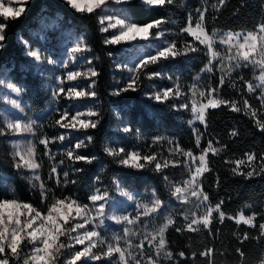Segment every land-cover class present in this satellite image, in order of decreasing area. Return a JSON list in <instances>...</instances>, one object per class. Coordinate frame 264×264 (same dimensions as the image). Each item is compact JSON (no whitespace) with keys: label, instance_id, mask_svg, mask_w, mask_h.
<instances>
[{"label":"trees","instance_id":"trees-1","mask_svg":"<svg viewBox=\"0 0 264 264\" xmlns=\"http://www.w3.org/2000/svg\"><path fill=\"white\" fill-rule=\"evenodd\" d=\"M128 12L138 24L157 22L153 35L162 30L175 44L172 54L130 74L123 60L132 45L107 39L97 9H77L69 0H27L19 15L0 16V92L6 72L23 85L38 120L34 138L42 181L35 185L14 156L0 105V201L16 199L45 213L57 199L86 203L96 191L118 197L120 189L168 203L177 187L192 181L188 155L206 151L199 185L220 215L193 229L177 215L163 234L170 253L164 264H264V101L259 89L250 90L252 69L224 76L206 47L186 32L200 19L210 35L255 32L264 26V0H164L152 6L133 0ZM42 21L59 26L46 41L50 46L58 47L65 30L82 37L95 72V121L71 136L61 135L62 110H54L62 106L34 72L21 41H35L31 34L44 31ZM201 88L222 104L206 110L204 123L192 125L190 97ZM131 152L142 157L139 165L125 161ZM241 213L254 223L237 222ZM58 255L54 264H63L65 250ZM6 256L9 264H26L29 249H6Z\"/></svg>","mask_w":264,"mask_h":264},{"label":"rangeland","instance_id":"rangeland-1","mask_svg":"<svg viewBox=\"0 0 264 264\" xmlns=\"http://www.w3.org/2000/svg\"><path fill=\"white\" fill-rule=\"evenodd\" d=\"M27 0H0V16L19 15ZM77 9H97L102 30L110 42L129 43L123 63L127 73L146 61L172 54L175 44L162 37V30L153 35L158 23L138 24L128 12L133 0H69ZM148 6L164 0H139ZM44 31H33L35 41L21 37L26 54L33 60V70L44 78L62 110L61 135L87 128L95 121L94 69L86 58L87 46L73 31L65 30L58 47L47 43L59 26L42 21ZM3 26L0 24V36ZM186 32L207 49L211 63L224 76L233 70L250 68L253 80L250 90H260L264 101V26L255 32L207 33L203 21L187 27ZM48 39V40H47ZM47 41V42H46ZM3 38L0 39V47ZM48 45V46H47ZM35 53V55H33ZM133 77V75H129ZM0 92L2 120L10 133V144L18 163L27 171L35 185H41V169L36 160L35 131L37 117L31 112L22 83L15 82L6 72ZM170 90H167L168 93ZM192 125L204 123L209 107L222 104L215 94L206 95L201 89L192 90L190 97ZM198 141L201 136L195 130ZM48 144L47 139L41 141ZM207 154L188 155L192 181L177 187L173 199L162 202L155 195H137L118 190V197L96 191L88 202L57 199L47 212H41L16 199L0 201V264H9L6 249L17 252L25 244L29 249L26 264H54L59 251L65 250L63 264H164L170 257L165 249L163 234L177 215L184 217L188 228L208 225L218 207L211 206L201 192L199 180L207 170ZM142 157L131 152L127 164L139 165ZM12 191V190H11ZM237 222L252 225V217L239 214ZM61 258V256H59Z\"/></svg>","mask_w":264,"mask_h":264},{"label":"clouds","instance_id":"clouds-1","mask_svg":"<svg viewBox=\"0 0 264 264\" xmlns=\"http://www.w3.org/2000/svg\"><path fill=\"white\" fill-rule=\"evenodd\" d=\"M3 37L2 36H0V39H2Z\"/></svg>","mask_w":264,"mask_h":264},{"label":"snow or ice","instance_id":"snow-or-ice-1","mask_svg":"<svg viewBox=\"0 0 264 264\" xmlns=\"http://www.w3.org/2000/svg\"><path fill=\"white\" fill-rule=\"evenodd\" d=\"M33 55H35V53H33Z\"/></svg>","mask_w":264,"mask_h":264}]
</instances>
